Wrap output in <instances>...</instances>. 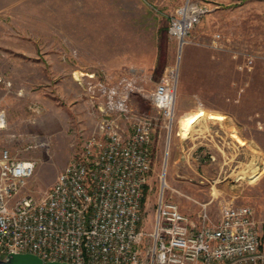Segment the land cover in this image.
Returning <instances> with one entry per match:
<instances>
[{"label":"rangeland","instance_id":"rangeland-1","mask_svg":"<svg viewBox=\"0 0 264 264\" xmlns=\"http://www.w3.org/2000/svg\"><path fill=\"white\" fill-rule=\"evenodd\" d=\"M182 1L0 0V102L7 113L0 149L36 159L30 184L43 193L96 126L87 83L135 73L137 90L148 95L166 66L180 59L176 129L197 123L171 138L167 193L191 216L206 202L214 218L225 200L251 205L264 248V0H200L208 11L180 52L168 26ZM141 96L134 93L145 105ZM206 115L221 120L214 130L229 134L217 137L219 146L188 150L191 134L207 128ZM152 153L148 230L164 136L154 137Z\"/></svg>","mask_w":264,"mask_h":264},{"label":"built area","instance_id":"built-area-1","mask_svg":"<svg viewBox=\"0 0 264 264\" xmlns=\"http://www.w3.org/2000/svg\"><path fill=\"white\" fill-rule=\"evenodd\" d=\"M207 11L200 0H183L171 13L168 32L180 52ZM135 77L97 78L86 84L98 114L96 126L84 136L80 154L45 192L36 193L30 184L36 159L17 157L8 147L0 149V254L32 252L45 261L72 264H264L251 205L225 200L214 218L206 202L191 216L167 193L171 138L179 135L180 59L166 66L148 95L137 90ZM135 92L142 94L145 105ZM164 98L162 107L159 100ZM0 121L1 130L7 125L1 102ZM156 135L165 138V156L148 230L145 189Z\"/></svg>","mask_w":264,"mask_h":264},{"label":"crops","instance_id":"crops-1","mask_svg":"<svg viewBox=\"0 0 264 264\" xmlns=\"http://www.w3.org/2000/svg\"><path fill=\"white\" fill-rule=\"evenodd\" d=\"M132 74L133 73H129V72L127 73V75H132ZM140 104H141V102H140ZM208 115H213V116L220 118L219 116L214 115V114H208ZM208 115H206V116H208ZM223 119H225V118H223ZM229 120L232 121V117H230ZM220 121L221 120L209 119L207 122V128H204L202 130H198V131L194 132L193 134H191L189 141H191L193 143L188 147V150L194 149L195 147L196 148L202 147L201 146L202 143H206V144L214 145V146H216V145L219 146L220 140L217 137L223 136V132L225 134H229L227 131H217V130L213 129L212 126H214V125L216 126V124L220 123Z\"/></svg>","mask_w":264,"mask_h":264},{"label":"water","instance_id":"water-1","mask_svg":"<svg viewBox=\"0 0 264 264\" xmlns=\"http://www.w3.org/2000/svg\"><path fill=\"white\" fill-rule=\"evenodd\" d=\"M0 264H72L66 261L48 260L45 261L39 255L32 252H10L0 254Z\"/></svg>","mask_w":264,"mask_h":264},{"label":"bare ground","instance_id":"bare-ground-1","mask_svg":"<svg viewBox=\"0 0 264 264\" xmlns=\"http://www.w3.org/2000/svg\"><path fill=\"white\" fill-rule=\"evenodd\" d=\"M208 119H213V120H219L218 118H213V117H207ZM203 122V121H202ZM197 123V121H195V120H193V121H189L187 124H190L191 125V127H190V129H186L184 126H187L186 124H181V126H179V135H180V133H182L184 136H185V134L187 133V132H190L191 130H192V128H193V126L195 125ZM201 125V124H200ZM198 129V128H197Z\"/></svg>","mask_w":264,"mask_h":264},{"label":"clouds","instance_id":"clouds-1","mask_svg":"<svg viewBox=\"0 0 264 264\" xmlns=\"http://www.w3.org/2000/svg\"><path fill=\"white\" fill-rule=\"evenodd\" d=\"M151 99V98H150ZM165 99L166 98H164V99H160L159 100V103H160V105L163 107L164 106V104H165ZM3 126V121H0V127H2Z\"/></svg>","mask_w":264,"mask_h":264}]
</instances>
